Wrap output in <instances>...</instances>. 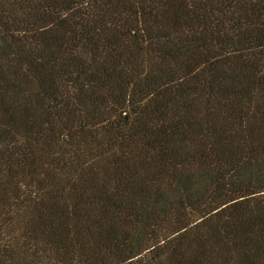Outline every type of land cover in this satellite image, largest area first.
Returning a JSON list of instances; mask_svg holds the SVG:
<instances>
[{"label":"trees","instance_id":"trees-1","mask_svg":"<svg viewBox=\"0 0 264 264\" xmlns=\"http://www.w3.org/2000/svg\"><path fill=\"white\" fill-rule=\"evenodd\" d=\"M0 264H264V0H0Z\"/></svg>","mask_w":264,"mask_h":264}]
</instances>
